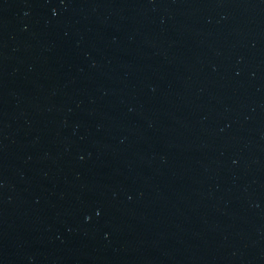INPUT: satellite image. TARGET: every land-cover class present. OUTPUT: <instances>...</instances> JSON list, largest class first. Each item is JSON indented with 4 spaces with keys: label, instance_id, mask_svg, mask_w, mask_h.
<instances>
[{
    "label": "water",
    "instance_id": "water-1",
    "mask_svg": "<svg viewBox=\"0 0 264 264\" xmlns=\"http://www.w3.org/2000/svg\"><path fill=\"white\" fill-rule=\"evenodd\" d=\"M0 264H264V0H0Z\"/></svg>",
    "mask_w": 264,
    "mask_h": 264
}]
</instances>
